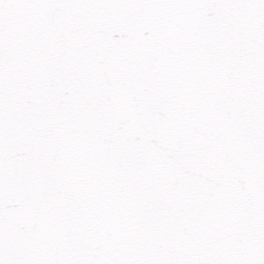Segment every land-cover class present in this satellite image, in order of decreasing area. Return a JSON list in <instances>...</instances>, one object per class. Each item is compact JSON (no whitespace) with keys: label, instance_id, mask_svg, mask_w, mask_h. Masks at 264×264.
Segmentation results:
<instances>
[{"label":"snow or ice","instance_id":"6c2138e0","mask_svg":"<svg viewBox=\"0 0 264 264\" xmlns=\"http://www.w3.org/2000/svg\"><path fill=\"white\" fill-rule=\"evenodd\" d=\"M0 264H264V0H0Z\"/></svg>","mask_w":264,"mask_h":264}]
</instances>
